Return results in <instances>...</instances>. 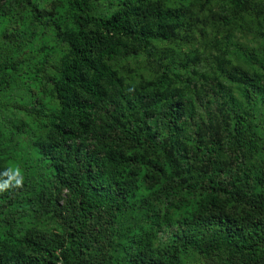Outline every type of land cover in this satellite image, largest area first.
<instances>
[{
	"label": "trees",
	"instance_id": "obj_1",
	"mask_svg": "<svg viewBox=\"0 0 264 264\" xmlns=\"http://www.w3.org/2000/svg\"><path fill=\"white\" fill-rule=\"evenodd\" d=\"M227 1L229 15L210 0L0 4V113L9 139L34 126L31 153L0 135V264H189L188 251L264 264V41L217 34L238 24L263 36L264 0ZM40 27L53 44L26 52ZM199 44L222 52L212 74ZM27 65L47 103L12 93Z\"/></svg>",
	"mask_w": 264,
	"mask_h": 264
},
{
	"label": "rangeland",
	"instance_id": "obj_2",
	"mask_svg": "<svg viewBox=\"0 0 264 264\" xmlns=\"http://www.w3.org/2000/svg\"><path fill=\"white\" fill-rule=\"evenodd\" d=\"M5 0H0V4L2 5V3ZM164 2L168 1V2H174V0H162ZM211 4L213 5V8L215 10L216 13L218 14H224V15H229L230 14V5L228 4L227 0H210ZM42 6H44L47 10L49 11H58V9L60 8V3L59 0H41ZM105 7L103 6H99V10H104ZM7 23V18H5L4 15H0V27L1 26H5ZM21 30L22 31H26V37L30 35V25L27 23V21L22 23ZM39 32L37 34L36 39L34 40V48L33 49H28L26 50V52L30 51H35V49L38 47V43L39 42H45L48 45H52L53 44V40H52V33L49 30H45L44 28L40 27L39 28ZM231 32V36H230V42L233 43H239L243 46H246L247 48H251L254 49L256 47H258L259 45H261V43L264 41V35L263 36H259L256 37L254 35V33L248 29V27L245 26H239L238 24H233L231 27H223V26H219L217 28V34L218 37H223L224 35H226V33ZM210 31H209V35L208 37H210ZM173 47L175 48V52L176 55L179 57L183 56L185 54V52L188 53H193L192 50H188L187 45H173ZM232 48L230 49V53H226L225 57L230 58L232 61H235V57H234V53L232 51ZM179 54V55H178ZM199 54V58H201V60L203 61V64L201 66V63H199V70L201 72H204L205 74L209 75L212 74L211 72V64L212 66L214 65V59H216V56H219L222 54V52H220L218 47H215L213 45H206L203 46L202 44H199V50L198 53ZM224 54V53H223ZM22 57V56H21ZM19 59H26L25 57ZM128 63L130 62V59L127 61ZM205 63H208L207 67L204 66ZM127 64V63H126ZM141 74H144L146 72H142L139 71ZM125 74V73H124ZM21 75V81L23 82V88H20L21 90H18L17 88H14L13 90V94L16 95H20L17 98V101L22 105H27L31 102H34L35 105H37V100L39 99L40 101H42L43 103H47L49 101V93L46 90L45 86L43 87L42 84H40L39 79L36 77V75L34 74V69L32 67V65L29 67L27 66H23V70L20 73ZM134 78L137 79L138 75L137 74H133ZM209 82V80L204 79V83ZM223 83L225 85H227V83L225 81H223ZM230 86V85H227ZM13 96V95H12ZM14 98V96H13ZM12 98V99H13ZM2 113H0V135L3 134V141L6 144V146H13L12 141L17 140V144H16V151L22 153V152H27V153H31L32 151V147H31V143H30V139L29 136L31 135V132L33 131V124L30 122V128H27L25 131H23L19 136H15L11 139H9V134H10V130L8 129V125H6V122H4L2 120ZM14 115L11 117V119L13 121H15V123L17 124H21L22 121H30L29 117L26 114H23L21 111H12L9 115L13 114ZM4 116H6V114L4 113ZM260 127H263L264 129V118L262 117V120L260 122ZM7 134V136H6ZM7 139L8 140V144H7ZM14 149V148H13ZM185 205L181 204V207H183ZM182 209H176L175 212V216H179L182 213ZM183 214V213H182ZM49 222L48 219L44 218L42 220V223L45 224ZM185 263H189V264H204V260L203 258L199 255V253L195 252V251H188L184 254L183 256Z\"/></svg>",
	"mask_w": 264,
	"mask_h": 264
},
{
	"label": "clouds",
	"instance_id": "obj_3",
	"mask_svg": "<svg viewBox=\"0 0 264 264\" xmlns=\"http://www.w3.org/2000/svg\"><path fill=\"white\" fill-rule=\"evenodd\" d=\"M16 175L17 176H21V173H20V170L19 169H16ZM22 176H21V179L17 180L16 181V186L19 187L21 186L22 184ZM7 187V185H0V191H3L5 188Z\"/></svg>",
	"mask_w": 264,
	"mask_h": 264
}]
</instances>
